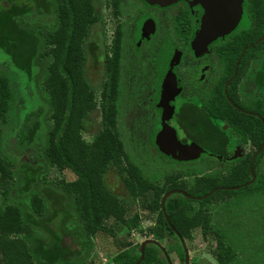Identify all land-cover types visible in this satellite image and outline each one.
Here are the masks:
<instances>
[{
  "label": "trees",
  "instance_id": "1",
  "mask_svg": "<svg viewBox=\"0 0 264 264\" xmlns=\"http://www.w3.org/2000/svg\"><path fill=\"white\" fill-rule=\"evenodd\" d=\"M51 14L56 17L53 27L45 22ZM40 16L42 21L37 19ZM96 20L92 0H0V49L9 55L15 69L31 77L35 65L42 68L41 76L36 79L37 91L46 103L45 108L22 118L5 141L4 148L17 158L37 145L42 152L38 155L39 161L45 160L59 171L69 169L77 176L74 182L58 185L71 199L70 211L63 205L62 196L46 185L39 166L22 163L12 171V178L15 175L18 180L15 195L24 202L0 204L2 264H83L80 257L86 254L93 238L105 230L107 220L115 218L127 229H135L139 216L128 217L123 200L105 184L110 167L128 171L123 181L133 198L154 188L150 210L160 211V200L166 189L157 188L133 168L126 170L122 165V159L127 158L115 126H110L112 107L102 106L105 129L91 143L82 137L86 117L96 108L94 89L84 75L86 55L83 47ZM15 79V73L7 75L0 70V122L9 113L13 114L17 101L13 89ZM26 94L31 95L32 90L27 88ZM37 136H42L44 142L36 143ZM0 170H4L1 163ZM39 182V191H34L33 186ZM176 187L173 182L167 188ZM174 201L168 200L165 211L178 235L188 239L191 228L197 226H201L206 235L207 223L202 212L186 216V204L190 200L183 198L181 208ZM208 201L210 198L202 200L201 204ZM60 214L58 228H54L53 221ZM71 217L76 224L68 228L66 221ZM163 222L166 230L174 234L166 220ZM174 239L177 246L173 250L184 264L183 244L177 236ZM140 255V249L138 253L123 249L112 258V264H135ZM215 256L218 264L234 261L233 254L225 252L221 244ZM140 264H168V260L158 246L149 244Z\"/></svg>",
  "mask_w": 264,
  "mask_h": 264
},
{
  "label": "flooded vegetation",
  "instance_id": "2",
  "mask_svg": "<svg viewBox=\"0 0 264 264\" xmlns=\"http://www.w3.org/2000/svg\"><path fill=\"white\" fill-rule=\"evenodd\" d=\"M110 1L111 30L99 26V39L87 44L93 26L104 22L92 0L97 20L83 44L85 77L89 57L95 68L110 74L113 90L125 94L121 100L136 113L137 121L154 128L150 145L159 130L158 144L163 132L173 130L181 145L192 147L187 156L195 158L188 170L191 186L175 174L161 188L166 189L160 200L162 218L166 220L161 204L168 192L174 193L165 205L174 195L201 204L212 190L236 191L222 187L230 178L244 180L236 185L239 188L255 183L244 200L264 197V0H242L234 27L210 40L201 37L206 9L199 0ZM53 20L52 27L54 14ZM164 150L180 155L167 146ZM122 160V165L129 162ZM110 168L124 185L128 171ZM173 182L177 187L168 189ZM182 203L174 201L178 208ZM201 211L198 208L195 214ZM173 232L165 229L167 237L177 236L176 229Z\"/></svg>",
  "mask_w": 264,
  "mask_h": 264
},
{
  "label": "rangeland",
  "instance_id": "3",
  "mask_svg": "<svg viewBox=\"0 0 264 264\" xmlns=\"http://www.w3.org/2000/svg\"><path fill=\"white\" fill-rule=\"evenodd\" d=\"M110 2V0H94L97 13L100 14L104 22L103 24L98 22L93 26L92 35L90 34L87 44L99 39L96 36L99 26H103L104 31L109 32L111 30ZM37 19L42 21L41 16ZM45 22L47 26L52 27L54 22L52 14L45 19ZM109 35L110 33H108ZM106 40L109 45L110 36ZM103 53L104 50L101 53L102 56ZM48 60L51 59L48 58ZM86 67V77L94 89L96 108L87 115L86 128L82 133L83 139L91 143L94 137L105 129L102 106L104 104L110 106L112 107L110 126H115L117 138L129 161V163L123 164L126 170L130 167L133 168L143 179L159 189L165 186L169 176L175 174H179L178 176L184 179L186 186H191L193 178L188 170L191 167L190 162L195 158L185 159L179 154L166 152L158 144L157 140L161 131H158V128V136L156 135L153 144L150 145L149 136L151 131L154 132V128L148 127L145 121H137L136 113L129 110L123 101L124 96L122 95L125 94L121 91L116 93V90H113L110 74L105 70L100 72L99 67L95 68L89 57ZM0 70L5 71L7 75L16 74L13 89L16 90L17 96L13 114L9 113L7 118L0 122V163L4 168V170H0V204L4 206L24 202L23 199L21 200L15 195L18 189V180L15 175L12 178L11 173L20 164L26 163L41 168L42 178L46 185L53 189L56 194L62 196L63 205L71 211L70 197L64 195L58 188L62 182H74L77 179L71 170L59 171L50 166L47 161H39L38 155L42 152L38 150L39 146L37 145L17 156V158L9 155L4 148L5 141L22 118L41 107L45 108L46 103L38 95V82L36 80L41 76L42 68L35 65L33 77H31L25 72L15 69V66L10 63L9 55L0 49ZM27 88L32 90L31 95L26 94ZM122 97L123 100H121ZM41 142H44V138L37 136L36 143ZM108 170L105 175L106 185L120 198L125 199L123 202L127 216L133 217L137 214L140 222L135 229L129 230L115 218L107 220L105 230L100 231L93 238V245L91 244L86 254L80 257V262L83 264H112V258L121 250L128 249L132 253H138L140 244L145 240L152 239L164 248L171 264H182L177 253L173 250V247L177 246L176 240L167 237L165 233L166 228L161 213L150 210L154 200V190H149L137 199L130 198L122 179L115 170L113 168ZM243 181L240 178L238 180L237 178L226 179L222 183V187L235 188L241 186L238 184L243 183ZM253 186L255 183L232 191L233 193L216 191L208 197L210 201L202 207V204L195 202L186 204L185 215L189 217L194 215L198 208H202L201 212L206 220L208 230L207 234L204 235L203 228L197 226L191 231L190 238L184 239L189 255L188 264H218L215 254H217L220 244L225 252L233 254L234 261L231 264H264V197L243 199L254 189ZM40 187L41 183L39 182L33 186V190L39 191ZM6 193L7 197L5 196ZM229 195H233L234 198L228 199L227 196ZM171 198L183 201L179 195H174ZM65 217L64 214L63 218ZM60 218L61 214L53 221L54 228H58ZM66 224L68 228H73L76 223L71 217L66 221ZM0 264H2L1 256Z\"/></svg>",
  "mask_w": 264,
  "mask_h": 264
},
{
  "label": "water",
  "instance_id": "4",
  "mask_svg": "<svg viewBox=\"0 0 264 264\" xmlns=\"http://www.w3.org/2000/svg\"><path fill=\"white\" fill-rule=\"evenodd\" d=\"M156 1L170 3V2H176L179 0H156ZM199 1L204 4L205 9H206V12H205V15L202 21L201 32H200L201 37L204 40L205 39L210 40L217 35L228 33L234 27V24L237 22L238 18L240 17L242 0H199ZM159 145L163 148L164 146H167L170 149H172V151H179L180 156L185 159H190L191 157L187 155L193 152L191 146H183L178 142L173 130L169 132L167 131L166 133L163 132L161 134V137L159 138ZM238 188L239 187L234 188V189H238ZM219 189H224V188H219ZM215 191L216 190L210 191L205 196H203L201 199H205L209 197ZM172 193L174 192H168L167 194L164 195L162 199L161 207H162V212L167 220V223L169 224L170 228L173 231H175V228L171 225L165 213V201L167 197L171 195ZM177 237L179 238V240L181 241L184 247V264H188L189 255H188V250L186 249V246L184 243V239L178 234H177ZM149 244H154L158 246L162 250V252L166 254V251L158 242L152 239H148L140 244V254L141 255H140L139 260L135 264H140L142 262L143 256H144V249ZM167 260H168V264H171L168 257H167Z\"/></svg>",
  "mask_w": 264,
  "mask_h": 264
}]
</instances>
